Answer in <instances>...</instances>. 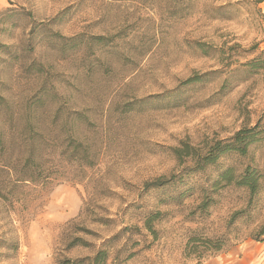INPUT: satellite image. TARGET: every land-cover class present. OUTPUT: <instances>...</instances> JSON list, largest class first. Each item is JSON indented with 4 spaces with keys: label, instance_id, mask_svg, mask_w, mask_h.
<instances>
[{
    "label": "rangeland",
    "instance_id": "obj_1",
    "mask_svg": "<svg viewBox=\"0 0 264 264\" xmlns=\"http://www.w3.org/2000/svg\"><path fill=\"white\" fill-rule=\"evenodd\" d=\"M0 44V132L13 161L31 142L41 163L37 182L13 186L0 157V264L98 249L106 264H264L249 237L264 190L227 227L248 191L218 177L264 174V53L242 65L264 49V1L0 0ZM257 122L246 154L189 171ZM158 177L170 182L144 187ZM223 234L220 250L204 243Z\"/></svg>",
    "mask_w": 264,
    "mask_h": 264
},
{
    "label": "trees",
    "instance_id": "obj_2",
    "mask_svg": "<svg viewBox=\"0 0 264 264\" xmlns=\"http://www.w3.org/2000/svg\"><path fill=\"white\" fill-rule=\"evenodd\" d=\"M264 0H253V2L258 5ZM31 38V37H30ZM30 40V39H29ZM30 42V41H29ZM26 43L24 50L32 48L31 42ZM1 48L5 49V52L8 50L6 45L0 44ZM254 46L250 47L249 50L253 49ZM248 50V51H249ZM10 54V51L8 52ZM264 53V49L259 51L254 57L246 60L242 65H247L251 68L260 67L262 62L260 61L261 55ZM37 72L43 73L44 66L40 65L38 62L29 63L26 66L27 70L34 69ZM193 79L190 77L185 82H191ZM262 130L259 127V122L251 127H245L236 131L228 141H215L205 154H197L195 155V161L193 167H190V172H204L205 167L211 164H215L217 159L222 155L229 151L235 150L239 154H246L247 146L256 140V134H259ZM70 134L67 135V137ZM8 136L3 135L0 132V157L5 159L4 169L7 170L8 175L10 176V181L13 186H19L20 184H25L26 182L35 183L38 181V176L41 174V163L38 157L35 155V144L31 142L25 143V151L19 154L16 159L10 157V149L12 148L13 139L7 138ZM7 138V139H6ZM9 141V142H8ZM76 146L72 147V150H75ZM184 151L183 148H175V153L179 155ZM185 154H189L188 151H184ZM11 162V163H10ZM13 162V163H12ZM40 169V170H39ZM219 179L223 180L226 183L233 182L236 186L244 187L248 191V199L246 201L245 207L239 210L234 211L228 221L227 227H230L233 223L237 222L240 217L250 211L255 197L261 192L260 190H264V174L255 170L249 165H246L242 171L238 173V175H234V171L232 168H226L221 170L218 173ZM45 178H48V175H45ZM170 180L164 179L163 177H158L152 182H146L144 184L145 188H158L168 184ZM199 190L202 192L203 198L198 205V208L203 211L206 209L211 203V197L206 194V189L204 187H200ZM157 214V213H156ZM225 234L215 237V238H206L205 244L214 250L221 249L222 238H225ZM249 237L253 240H264V222L259 224L257 228L253 229L249 233ZM66 264H106V252L104 249H98L93 256H90L86 259H75L70 261L69 259L63 260ZM62 263V262H61ZM63 264V263H62Z\"/></svg>",
    "mask_w": 264,
    "mask_h": 264
}]
</instances>
